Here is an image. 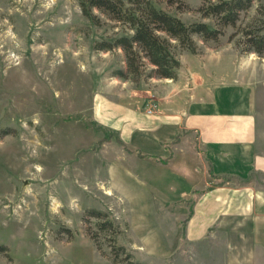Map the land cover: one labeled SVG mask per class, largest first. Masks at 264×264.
Listing matches in <instances>:
<instances>
[{"label":"rangeland","instance_id":"1","mask_svg":"<svg viewBox=\"0 0 264 264\" xmlns=\"http://www.w3.org/2000/svg\"><path fill=\"white\" fill-rule=\"evenodd\" d=\"M154 3L186 23L210 22L198 11L202 0L179 8ZM260 6L264 0H255L239 25ZM94 13L99 23L79 0H0V264H124L114 262L107 243L96 247L88 209L112 215L124 231L118 243L143 264H264V246L248 248L254 238L243 237L247 231L233 237L218 230L198 243L181 237L193 203L177 200L193 180L185 173L188 156L178 151L162 166V149L141 132L129 143L118 132L131 109L160 113L163 78L148 77L149 69L139 81L115 75L126 68L123 50L95 44L132 31ZM240 38L229 28L220 42L196 40L199 53L236 54L237 65L251 71L264 147V56L245 52ZM169 182L177 189L169 191Z\"/></svg>","mask_w":264,"mask_h":264},{"label":"crops","instance_id":"2","mask_svg":"<svg viewBox=\"0 0 264 264\" xmlns=\"http://www.w3.org/2000/svg\"><path fill=\"white\" fill-rule=\"evenodd\" d=\"M178 58V77L163 78L158 83L160 113L148 115L129 110V115L120 119L121 141L129 143L134 132H141L153 146L162 149L158 151L166 161L151 156L159 159L162 166H171L178 151L188 156L185 173L193 180L177 199L193 197L181 235L184 240L202 242L218 230L233 237L237 231H247L248 237L243 232L241 235L254 238L248 240V248L264 246L260 87L249 78L251 71L237 65L236 54L183 51ZM190 135H195L194 142L187 140ZM177 137L179 140L174 142ZM135 149L141 152L140 147ZM169 184V191L177 189L175 182ZM236 221L238 225H234ZM256 238H261L259 243Z\"/></svg>","mask_w":264,"mask_h":264},{"label":"trees","instance_id":"3","mask_svg":"<svg viewBox=\"0 0 264 264\" xmlns=\"http://www.w3.org/2000/svg\"><path fill=\"white\" fill-rule=\"evenodd\" d=\"M83 14L92 22L99 23L94 13L97 9L124 24L131 34H123L96 42L95 49L123 50L126 68L118 69L115 75L139 81L147 75L150 78L178 77L181 62L178 54L187 51L199 53L196 37L205 43L220 42L229 28H237L241 34L238 44L245 52H255L264 56V6L243 27L239 25L243 12L249 11L255 0H202L198 11L207 21L186 23L177 16L158 7L154 0H79ZM168 5L182 7L184 0H166ZM177 137L174 142H177ZM141 156L144 154L140 153ZM162 161H166L162 159ZM84 219L90 222L88 234L98 249L102 243L111 248L114 262L143 264L133 259L134 255L126 245L118 243V236L124 231L108 212L88 209ZM102 242V243H101ZM0 250H4L1 246Z\"/></svg>","mask_w":264,"mask_h":264},{"label":"built area","instance_id":"4","mask_svg":"<svg viewBox=\"0 0 264 264\" xmlns=\"http://www.w3.org/2000/svg\"><path fill=\"white\" fill-rule=\"evenodd\" d=\"M149 112H150V113H152V112H153V110H152V109H150V110H149Z\"/></svg>","mask_w":264,"mask_h":264},{"label":"bare ground","instance_id":"5","mask_svg":"<svg viewBox=\"0 0 264 264\" xmlns=\"http://www.w3.org/2000/svg\"><path fill=\"white\" fill-rule=\"evenodd\" d=\"M108 193H111L110 191H108Z\"/></svg>","mask_w":264,"mask_h":264}]
</instances>
